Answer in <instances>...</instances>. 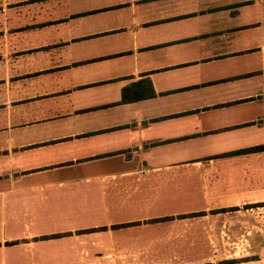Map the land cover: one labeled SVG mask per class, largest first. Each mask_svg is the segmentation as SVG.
Instances as JSON below:
<instances>
[{
  "label": "crops",
  "instance_id": "0c3cea01",
  "mask_svg": "<svg viewBox=\"0 0 264 264\" xmlns=\"http://www.w3.org/2000/svg\"><path fill=\"white\" fill-rule=\"evenodd\" d=\"M259 147L264 0H0V264L257 244Z\"/></svg>",
  "mask_w": 264,
  "mask_h": 264
},
{
  "label": "rangeland",
  "instance_id": "374dc122",
  "mask_svg": "<svg viewBox=\"0 0 264 264\" xmlns=\"http://www.w3.org/2000/svg\"><path fill=\"white\" fill-rule=\"evenodd\" d=\"M221 224L211 221L208 233L203 229L198 241L179 244L177 250L155 255L152 252H125L124 264H264L263 235H258L261 239L252 245L247 228L240 224L241 227L222 229Z\"/></svg>",
  "mask_w": 264,
  "mask_h": 264
},
{
  "label": "trees",
  "instance_id": "16d2710c",
  "mask_svg": "<svg viewBox=\"0 0 264 264\" xmlns=\"http://www.w3.org/2000/svg\"><path fill=\"white\" fill-rule=\"evenodd\" d=\"M133 99H134V97H133L132 90H125L124 91V99L123 100L125 102H130V101H133ZM263 150H264V147H259V148L254 149L253 151L261 152Z\"/></svg>",
  "mask_w": 264,
  "mask_h": 264
}]
</instances>
